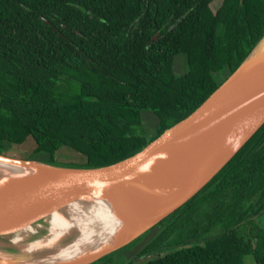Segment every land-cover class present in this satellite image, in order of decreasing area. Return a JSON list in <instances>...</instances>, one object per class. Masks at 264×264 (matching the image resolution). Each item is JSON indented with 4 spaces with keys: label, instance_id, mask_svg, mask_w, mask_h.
I'll list each match as a JSON object with an SVG mask.
<instances>
[{
    "label": "trees",
    "instance_id": "trees-1",
    "mask_svg": "<svg viewBox=\"0 0 264 264\" xmlns=\"http://www.w3.org/2000/svg\"><path fill=\"white\" fill-rule=\"evenodd\" d=\"M263 34L264 0H0V154L29 141L24 159L121 161L199 107ZM63 150L80 162H57ZM263 216L264 124L143 254L193 244L127 264H264Z\"/></svg>",
    "mask_w": 264,
    "mask_h": 264
},
{
    "label": "water",
    "instance_id": "water-1",
    "mask_svg": "<svg viewBox=\"0 0 264 264\" xmlns=\"http://www.w3.org/2000/svg\"><path fill=\"white\" fill-rule=\"evenodd\" d=\"M263 124L264 34L190 115L121 161L81 168L1 153L0 237L92 198L107 205L124 224L104 242L80 248L70 257L56 258L58 247L28 251L25 245L0 243V264H93L119 253L148 231L153 233L197 194Z\"/></svg>",
    "mask_w": 264,
    "mask_h": 264
},
{
    "label": "bare ground",
    "instance_id": "bare-ground-1",
    "mask_svg": "<svg viewBox=\"0 0 264 264\" xmlns=\"http://www.w3.org/2000/svg\"><path fill=\"white\" fill-rule=\"evenodd\" d=\"M115 214L107 205L94 198L80 200L61 212L48 214L41 221L11 231L10 234L14 235L8 242L14 246L25 245L26 250L47 246L85 250L88 245L94 247L96 243L104 242L107 237L114 235L117 228L122 227L124 222L119 215L109 220ZM0 243L4 244L3 240Z\"/></svg>",
    "mask_w": 264,
    "mask_h": 264
},
{
    "label": "rangeland",
    "instance_id": "rangeland-1",
    "mask_svg": "<svg viewBox=\"0 0 264 264\" xmlns=\"http://www.w3.org/2000/svg\"><path fill=\"white\" fill-rule=\"evenodd\" d=\"M181 67H182V59L176 62V64H175L176 71L179 72V70H181ZM78 85H79V83L77 82V79L72 77L69 80L64 81V85L62 87V91H64V92L75 91L77 89ZM147 115H149L150 117H153L154 120L152 121V123H151L149 128L146 129V128L143 127L144 128L143 131H146V132L149 133L150 130L152 129V132H154L153 129H154L155 124L157 122L156 121V117H155V115L152 112L141 113V117L143 119V123L146 121V116ZM28 139L31 140L30 138H28ZM34 147L35 146H34L33 143L30 144V142L27 141L23 145H13L12 147L11 146L7 147L4 151H5V154L7 156L24 158V157L28 156L33 151ZM63 149L69 150L67 147H65ZM66 150L57 152L56 158H55V160L57 162H65V163L66 162H70V163H79L80 162V159L78 158V156H76L72 152H69V151H66ZM116 216H117V214L112 215L111 218L109 217V220L114 219ZM261 220L264 223V216H263V218H261ZM156 231H158V230L155 228L153 233L156 232ZM153 233H151V232L145 233L138 240L133 242V244H135V246H131V247L125 248V249L121 250L119 253H118V251H116V252H114V253H112L110 255H107L105 258H107L108 261H113V260H116V258L118 256L122 255V257L125 258V260H129L130 258L135 256V254L140 253V249L144 246V243L148 240V238L150 237V234H153ZM13 235L14 234H10V235L4 236L3 238L0 237V240H3V242L8 245V243H9L8 240H10L13 237ZM79 238H81V237H79ZM84 238L86 239V237H84ZM173 249H176V248H173ZM170 250H172V249H170ZM168 251L164 250V251L161 252V254H158V255L159 256L164 255ZM61 252H65V254H69V253H74L75 250L68 249V248H61ZM155 256L156 255H150L149 257L139 258V260H144L145 258H152V257H155ZM102 263H104V261L99 260V261H97V262H95L93 264H102ZM250 264H252V263H250Z\"/></svg>",
    "mask_w": 264,
    "mask_h": 264
},
{
    "label": "flooded vegetation",
    "instance_id": "flooded-vegetation-1",
    "mask_svg": "<svg viewBox=\"0 0 264 264\" xmlns=\"http://www.w3.org/2000/svg\"><path fill=\"white\" fill-rule=\"evenodd\" d=\"M261 128V127H260ZM160 224V223H159ZM159 224L157 225V230H159L160 229V226H159ZM148 232H150V231H148ZM157 233H158V231H157ZM156 233V234H157ZM150 242H151V240L150 241H148L141 249H140V253H138V254H135V256H133L129 261H127V260H125V258H123L122 257V255H120V256H118L117 258H116V260H113V261H108V259L107 258H105V257H103L102 259H100L101 261H104V263H102V264H112V263H114V264H125V263H128V262H133V261H135V260H137V259H139V258H143V257H149L150 255H158V254H161V252L162 251H164V250H170V249H173V248H176L177 246H186V245H188V244H193V239H187L185 242H181V243H179L180 245H177V244H171V245H169V246H161V247H158L156 250H153V251H147V252H149V253H144L143 254V251H144V249L146 248V246L147 245H149L150 244ZM137 245V244H136ZM131 246H135V244H133V245H131ZM110 262V263H109Z\"/></svg>",
    "mask_w": 264,
    "mask_h": 264
},
{
    "label": "crops",
    "instance_id": "crops-1",
    "mask_svg": "<svg viewBox=\"0 0 264 264\" xmlns=\"http://www.w3.org/2000/svg\"><path fill=\"white\" fill-rule=\"evenodd\" d=\"M52 248H56V247H50V248H47V249H52ZM42 249H44V248H42ZM59 257L63 258V257H70V256H68V254H65V252H61V248H57V250H56V258H59Z\"/></svg>",
    "mask_w": 264,
    "mask_h": 264
}]
</instances>
